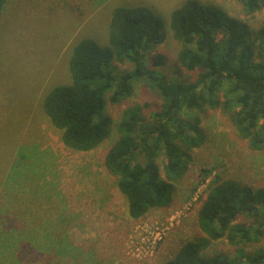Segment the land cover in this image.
Returning a JSON list of instances; mask_svg holds the SVG:
<instances>
[{
    "label": "rangeland",
    "instance_id": "rangeland-1",
    "mask_svg": "<svg viewBox=\"0 0 264 264\" xmlns=\"http://www.w3.org/2000/svg\"><path fill=\"white\" fill-rule=\"evenodd\" d=\"M186 1L7 3L0 21V264H165L185 243L203 235L199 213L217 178L264 188V149L255 150L240 138L228 113L207 109L201 114L204 143L191 152L187 172L174 184L171 204L133 220L118 179L104 167L116 130L100 148L75 152L63 144L61 131L42 111L51 90L72 83L70 59L80 41L109 46L111 15L118 7H145L163 21L166 40L152 54L165 58L159 70L171 79L180 44L169 22ZM197 1L221 7L251 30L264 25V7L248 15L239 0ZM182 73L191 80L196 76ZM220 98L226 100L223 93ZM161 105L153 89L139 82L127 101L108 105L107 111L118 125L129 108H139L142 118L152 121ZM157 163L166 180L162 152ZM247 222L240 216L234 223ZM237 250L254 255L264 250V239L239 247L221 240L209 254L233 257Z\"/></svg>",
    "mask_w": 264,
    "mask_h": 264
},
{
    "label": "trees",
    "instance_id": "trees-1",
    "mask_svg": "<svg viewBox=\"0 0 264 264\" xmlns=\"http://www.w3.org/2000/svg\"><path fill=\"white\" fill-rule=\"evenodd\" d=\"M9 1L0 0V21ZM239 1L248 15L264 7V0ZM164 28L148 8H116L109 46L80 41L70 59L72 83L54 88L42 103V111L61 131L63 144L75 152L100 148L116 130L104 167L118 179L133 220L171 204L174 184L187 172L191 152L204 143L201 114L207 109L228 113L238 136L253 149H264V25L251 30L219 6L187 0L169 22L180 44L171 79L159 70L165 58L152 54L166 40ZM120 65L132 69L119 71ZM183 71L196 76L191 80ZM139 82L161 98L160 111L147 121L139 108H129L114 125L108 105L127 101ZM161 152L166 180L157 163ZM240 216L248 222L235 224ZM198 219L203 235L185 243L165 264H264V250L254 255L237 250L233 257L209 254L221 240L239 247L264 239V188L217 178Z\"/></svg>",
    "mask_w": 264,
    "mask_h": 264
},
{
    "label": "crops",
    "instance_id": "crops-1",
    "mask_svg": "<svg viewBox=\"0 0 264 264\" xmlns=\"http://www.w3.org/2000/svg\"><path fill=\"white\" fill-rule=\"evenodd\" d=\"M5 217H7L8 218V216L6 215ZM17 217V216H16ZM19 217H21V216H19Z\"/></svg>",
    "mask_w": 264,
    "mask_h": 264
},
{
    "label": "built area",
    "instance_id": "built-area-1",
    "mask_svg": "<svg viewBox=\"0 0 264 264\" xmlns=\"http://www.w3.org/2000/svg\"><path fill=\"white\" fill-rule=\"evenodd\" d=\"M154 248H155V246H154Z\"/></svg>",
    "mask_w": 264,
    "mask_h": 264
}]
</instances>
